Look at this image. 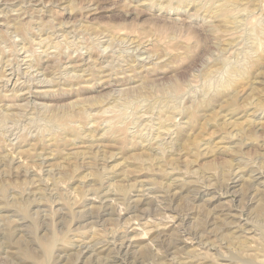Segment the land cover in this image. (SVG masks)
<instances>
[{
	"label": "rangeland",
	"instance_id": "374dc122",
	"mask_svg": "<svg viewBox=\"0 0 264 264\" xmlns=\"http://www.w3.org/2000/svg\"><path fill=\"white\" fill-rule=\"evenodd\" d=\"M262 171L264 0H0V264H264Z\"/></svg>",
	"mask_w": 264,
	"mask_h": 264
},
{
	"label": "bare ground",
	"instance_id": "6f19581e",
	"mask_svg": "<svg viewBox=\"0 0 264 264\" xmlns=\"http://www.w3.org/2000/svg\"><path fill=\"white\" fill-rule=\"evenodd\" d=\"M137 66H138V65H137ZM254 67H255V66H254ZM150 68H151V67H150ZM102 70H103V69H102ZM150 71H151V70H150ZM102 73H103V72H102ZM235 73H236V72H235ZM237 73H238V72H237ZM239 73H240V71H239ZM116 74H117V73H116ZM123 74H124V73H123ZM238 75H239V74H238ZM242 75H243V74H242ZM243 76H244V75H243ZM73 78H74V76H73ZM109 78H110V76H109ZM231 80H232V78H231ZM229 81H230V80H229ZM229 81H228V82H229ZM230 83H231V82H230ZM230 83H229L228 85H230ZM14 84H15V83H14ZM232 86H233V84H232ZM228 87H229V86H228ZM226 89H227V88H226ZM226 89H225V90H226ZM222 90H223V89H222ZM21 91H22V90H21ZM18 92H19V91H18ZM223 94H224V92H223ZM230 96H231V101H234V98L232 97V95H230ZM232 98H233V99H232ZM211 99H212V98H211ZM202 100H203V99H202ZM206 100H207V99H206ZM116 101H117V100H116ZM210 101H211V100H210ZM108 102H109V101H108ZM110 103H112V102H110ZM202 103H203V102H202ZM209 103H210V102H209ZM105 104H106V103H105ZM205 105H206V104H205ZM103 106H105V105H103ZM108 109H109V108H108ZM106 112H107V110H106ZM102 113H103V112H102ZM143 117H144V116H143ZM163 127H164V126H163ZM160 129H161V128H160ZM165 129H166V128H165ZM106 130H107V129H106ZM106 130H105V131H106ZM110 130H111V129H110ZM168 130H169V129H168ZM160 131H161V130H160ZM164 131H165V130H164ZM164 131H163V132H164ZM161 132H162V131H161ZM110 133H111V132H110ZM177 133H178V132H176V134H177ZM163 134H164V133H163ZM157 135H158V134H157ZM232 135H233V134H232ZM87 136H88V135H87ZM101 136H102V135H101ZM176 136H177V135H176ZM181 136H182V138H183V135H182V134H181ZM158 137H159V136H158ZM158 137H157V138H158ZM101 138H103V137H101ZM160 138H161V137H160ZM94 139H95V138H94ZM178 139H179V138H178ZM98 140H99V139H98ZM157 140H158V139H157ZM157 140H156V141H157ZM161 140H162V139H161ZM156 141H155V142H156ZM178 141H179V140H178ZM176 142H177V141H176ZM176 142H173V143L176 144ZM173 143H172V144H173ZM175 144H174V145H175ZM178 144H179V142H177L176 145H178ZM161 145H162V144H161ZM150 146H151V145H150ZM153 146H154V145H153ZM161 147H162V146H161ZM168 147H169V146H168ZM165 148H166V147H165ZM151 149H152V148H151ZM157 149H158V148H157ZM160 149H161V148H160ZM167 149H168V148H167ZM172 149H174V148H172ZM157 151H158V150H157ZM161 152H162V151H161ZM161 152H160V153H161ZM157 153H158V152H157ZM253 170H254V169H253ZM251 171H252V170H251ZM262 172H263V171H262ZM243 173H244V172H243ZM250 173H251V172H250ZM260 173H261V172H260ZM263 173H264V172H263ZM251 174H252V173H251ZM251 174H250V175H251ZM259 175H260V174H259ZM261 175H263V174H261ZM241 176H242V175H241ZM241 176H240V177H241ZM245 178H246V177H245ZM245 180H246V179H245ZM240 181H241V180H240ZM255 181H256V180H255ZM262 181H263V180H262ZM244 183H245V182H244ZM263 183H264V182H263ZM234 184H235V183H234ZM252 185H253V184H252ZM255 189H256V188H255ZM0 190H3L2 187H0ZM144 190H145V189H144ZM147 190H148V189H147ZM247 190H248V189H247ZM259 190H260V189H259ZM252 191H253V190H252ZM256 191H257V190H256ZM1 192H2V191H1ZM147 194H148V193H147ZM144 195H145V194H144ZM256 195H257V194H256ZM143 197H144V196H143ZM255 198H256V197H255ZM140 199H141V198H140ZM251 199H252V197H251ZM259 200H260V199H259ZM259 200H258V201H259ZM262 201H263V203H261V206H260V208H259V211H260L261 213L264 212V199H263ZM254 202H255V201H254ZM260 202H261V200H260ZM259 204H260V203H259ZM255 205H256V204H255ZM83 208H84V207H83ZM104 208H106V207H104ZM135 208H136V207H135ZM38 209H39V208H38ZM83 211H84V210H83ZM254 212H255V211H254ZM254 212H253V213H254ZM87 213H88V212H87ZM90 213H91V212H90ZM83 214H84V213H83ZM259 214H260V213H259ZM99 215H100V214H99ZM112 215H113V214H112ZM230 215H231V214H230ZM262 215H263V214H262ZM225 216H226V215H225ZM91 217H92V216H91ZM96 217L98 218V216H96ZM93 218H94V217H93ZM231 218H232V217H231ZM239 218H240V217H239ZM88 219H89V218H88ZM226 219H228V218H226ZM222 220H225V218H223ZM84 221H86V220H84ZM241 221H242V220H241ZM250 221H251V220H250ZM101 222H102V221H101ZM223 222L225 223V221H223ZM227 222L230 223L229 221H227ZM227 222L225 223L224 227L221 228V229H226V230H227V229L229 228V226L227 227V224H228ZM248 222H249V221H248ZM253 223H254V222H253ZM257 223H258V222H257ZM257 223H256V224H257ZM89 224H90V222H89ZM250 225H251V224H250ZM253 225H254V224H253ZM221 226H222V225H221ZM258 226H259V224H258ZM263 226H264V225H263ZM232 227H233V226H232ZM239 227H240V226H239ZM241 227H242V225H241ZM241 227H240V228H241ZM251 227H252V226H251ZM260 227H261V226H260ZM255 228H256V227H255ZM255 228H254V229H255ZM22 229H23V228H22ZM241 229H242V228H241ZM261 229H262V228H261ZM263 229H264V228H263ZM263 229H262V230H263ZM239 230H240V229H239ZM246 230H247V229H246ZM259 230H260V229H259ZM22 231H23V230H22ZM210 231H211V230H210ZM212 231H213V230H212ZM235 231H236V230H235ZM257 231H258V229H257ZM203 232H204V231H203ZM260 232H261V231H260ZM248 233H249V232H248ZM254 233H255V232H254ZM235 234H236V233H235ZM259 234H260V233H259ZM235 236H236V235H235ZM237 236H238V237H236V239L242 238V235H237ZM244 236H245V235H244ZM244 236H243V237H244ZM234 238H235V237H234ZM247 239H248V237H247ZM125 240H126V239H125ZM244 240H245V239H244ZM247 241H248V240H247ZM51 242H52V241H51ZM51 242H50V243H51ZM101 242H102V241H101ZM241 242H242V241H241ZM245 242H246V241H244V243H245ZM242 243H243V242H242ZM94 244H95V243H94ZM99 244H100V243H99ZM200 244H201V243H200ZM240 244H241V243H240ZM245 244H246V243H245ZM48 245H49V244H48ZM85 245H86V244H85ZM91 245H92V244H91ZM108 245H109V244H108ZM121 245H122V244H121ZM49 246H51V244H50ZM87 246H88V245H87ZM96 246H97V245H96ZM101 246H102V245H101ZM127 246H128V245H127ZM92 247H93V246H92ZM94 247H95V246H94ZM128 247H129V246H128ZM204 247H205V246H204ZM100 248H101V247H100ZM173 248H175V247H173ZM227 248H228V247H227ZM245 248H246V247H245ZM49 249H50V247H49ZM24 250H25V249H24ZM109 250H110V249H109ZM167 250H168V249H167ZM247 250L250 251L251 249H248V248H247ZM79 251H80V250H79ZM103 251H104V250H103ZM118 251H120V250H118ZM169 251H170V250H169ZM6 252H7V251H6ZM24 252H25V251H24ZM91 252H92V251H91ZM26 253H28V252L26 251ZM85 253H86V252H85ZM94 253H95V252H94ZM111 253H112V252H111ZM111 253H110V254H111ZM168 253H169V252H168ZM28 254H29V253H28ZM131 254H132V253H131ZM24 255H25V254H24ZM30 255H32V254H30ZM70 255H71V254H70ZM74 255H75V254H74ZM76 255H77V254H76ZM112 255H113V254H112ZM127 255H128V254H127ZM132 255H133V254H132ZM172 255H173V253H172ZM199 255H200V254H199ZM32 256H33V255H32ZM32 256H31V257H32ZM88 256H89V255H88ZM121 256H122V255H121ZM192 256H193V255H192ZM74 257H75V256H74ZM76 257H77V256H76ZM107 257H108V256H107ZM128 257H129V256H128ZM223 257H224V256H223ZM60 258H61V257H60ZM71 258H72V257H71ZM71 258H70V259H71ZM96 258H97V257H96ZM144 258H145V257H144ZM227 258H228V257H225L224 259H225V261L227 260L228 262H231V261L233 262V260L236 259L235 256H234V257L231 256V259H230V256H229L228 259H227ZM233 258H234V259H233ZM70 259H69V260H70ZM100 259H101V258H100ZM135 259H136V258H135ZM192 259H193V261L195 260V258H192ZM196 259H197V258H196ZM199 259L202 260L203 258H199ZM59 260H60V259H59ZM108 261H109V260H108ZM238 261H239V260H238ZM68 262H69V261H68ZM106 262H107V261H106ZM112 262H113V261H112ZM140 264H141V263H140ZM181 264H182V263H181ZM184 264H185V263H184ZM187 264H188V263H187Z\"/></svg>",
	"mask_w": 264,
	"mask_h": 264
}]
</instances>
